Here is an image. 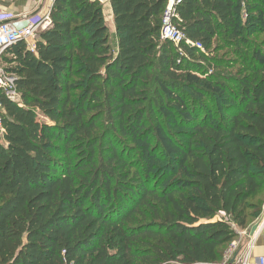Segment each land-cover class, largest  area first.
<instances>
[{
	"label": "trees",
	"instance_id": "trees-1",
	"mask_svg": "<svg viewBox=\"0 0 264 264\" xmlns=\"http://www.w3.org/2000/svg\"><path fill=\"white\" fill-rule=\"evenodd\" d=\"M108 1L116 49L102 3L54 0L2 54L0 264L221 263L264 205V0H182L204 51L161 38L169 0Z\"/></svg>",
	"mask_w": 264,
	"mask_h": 264
},
{
	"label": "built area",
	"instance_id": "built-area-1",
	"mask_svg": "<svg viewBox=\"0 0 264 264\" xmlns=\"http://www.w3.org/2000/svg\"><path fill=\"white\" fill-rule=\"evenodd\" d=\"M105 5L108 0H97ZM182 0H169L167 7L162 17V29L160 32L163 40H169L175 45H180L182 42L196 46L204 51L200 43H194L187 39L184 32L179 28L176 20L179 18L176 7ZM51 23L50 11L45 16L38 15H16L12 12H0V91L5 96L15 103L22 101L21 95L17 89L16 76L8 73L4 65L1 63L2 54L5 50L20 41H25L31 50L35 49L38 30L46 28ZM3 111V103L0 99V137L4 134L1 114ZM239 238L231 243L224 261L219 264H230V260L235 256L232 264H264V252L258 256L254 255L255 247L257 246L259 231L253 237L246 235L247 230H243L235 225ZM247 237L248 243L240 248L242 237Z\"/></svg>",
	"mask_w": 264,
	"mask_h": 264
},
{
	"label": "crops",
	"instance_id": "crops-1",
	"mask_svg": "<svg viewBox=\"0 0 264 264\" xmlns=\"http://www.w3.org/2000/svg\"><path fill=\"white\" fill-rule=\"evenodd\" d=\"M53 2L54 0H51L49 4L48 0H0V12L8 11L16 15H34L35 13H38L40 15L45 12L46 8L48 12L51 11ZM103 12L105 21L110 28L112 36H116L113 10L109 1L105 5H103ZM262 234H264V223L259 230L257 246L255 247V251L253 252L255 256H258L264 252V241H260V235ZM245 238L246 241L249 240L247 237ZM243 247L244 246L242 245V248Z\"/></svg>",
	"mask_w": 264,
	"mask_h": 264
},
{
	"label": "rangeland",
	"instance_id": "rangeland-1",
	"mask_svg": "<svg viewBox=\"0 0 264 264\" xmlns=\"http://www.w3.org/2000/svg\"><path fill=\"white\" fill-rule=\"evenodd\" d=\"M51 2V0H48V4ZM47 12H48V10H47V8H46V10H45V12L44 13H42V14H40V16H45L46 14H47ZM34 15H38V13H35ZM32 16V15H31ZM39 31V30H38ZM37 31V32H38ZM111 32V31H110ZM110 38H111V42H112V46L114 47V49H116V45H117V38H116V36H112V33H110ZM37 37H38V34H37ZM250 39H252L251 41L252 42H254V41H256V42H259V43H261V44H263V46H264V34L262 35V36H251L250 37ZM235 47H236V45H235ZM234 49L235 48H232L231 50H232V52L231 53H228L227 52V49H225L224 50V52H220L218 55H219V57H222L223 59H225V61L226 62H228V63H233L234 62V60L236 59L235 58V56H234V54H233V51H234ZM201 102H202V105L204 106V107H206L208 104H209V102L207 101V99H205V100H201ZM262 199H264V193L262 194ZM264 212V205H263V209H262V213ZM262 213L260 214V216L262 215ZM219 216H224V214L222 215V214H220ZM259 216V217H260ZM258 217V218H259ZM257 218V219H258ZM257 219L254 221V222H252L251 223V225L253 224V223H255L256 221H257ZM233 225H235V224H233ZM248 228H246V229H243V230H247ZM239 238V236L237 237V239ZM243 239V240H242ZM242 239H241V242H240V246L239 247H242V245L243 246H245L247 243H248V240L246 241V238L243 236L242 237ZM236 240V239H235ZM262 240V242L264 241V234H262V235H260V241ZM230 246H231V244L228 246V249L230 248ZM228 249H226L225 250V252L227 253V251H228ZM226 253H224V254H226ZM224 258H225V255H224ZM223 261H224V259H223ZM173 264H182V263H173ZM219 264V263H218Z\"/></svg>",
	"mask_w": 264,
	"mask_h": 264
},
{
	"label": "water",
	"instance_id": "water-1",
	"mask_svg": "<svg viewBox=\"0 0 264 264\" xmlns=\"http://www.w3.org/2000/svg\"><path fill=\"white\" fill-rule=\"evenodd\" d=\"M264 223V212L262 213V215L257 219V221L255 223H253L252 225H250L246 231V235L250 238L253 237L256 233H258V231L261 229L262 225ZM235 260V256L232 257V259L230 260V264H232Z\"/></svg>",
	"mask_w": 264,
	"mask_h": 264
}]
</instances>
